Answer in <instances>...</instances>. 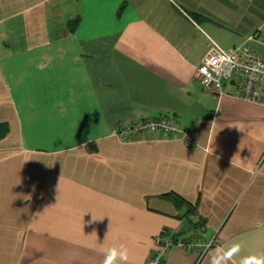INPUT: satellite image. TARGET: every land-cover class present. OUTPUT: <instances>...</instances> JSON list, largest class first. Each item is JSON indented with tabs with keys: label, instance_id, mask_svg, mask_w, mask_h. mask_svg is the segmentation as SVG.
Masks as SVG:
<instances>
[{
	"label": "crops",
	"instance_id": "crops-1",
	"mask_svg": "<svg viewBox=\"0 0 264 264\" xmlns=\"http://www.w3.org/2000/svg\"><path fill=\"white\" fill-rule=\"evenodd\" d=\"M263 22L264 0H0V264H104L120 246L148 264L163 229L216 241L163 264L264 260V106L195 78L210 40ZM158 116L194 144L116 136Z\"/></svg>",
	"mask_w": 264,
	"mask_h": 264
},
{
	"label": "built area",
	"instance_id": "built-area-1",
	"mask_svg": "<svg viewBox=\"0 0 264 264\" xmlns=\"http://www.w3.org/2000/svg\"><path fill=\"white\" fill-rule=\"evenodd\" d=\"M260 47L264 48V22L247 35L243 42L230 48H222L210 40L195 69V78L202 87L218 94L224 93L226 80H234L236 88L231 93L233 97L264 106V59L260 55ZM149 132H159L166 138L180 139L188 146L194 144V132L180 128L179 123L169 116L120 123L116 136L120 140L129 141L135 134ZM155 244L148 264H163L166 252L173 247H183L186 250L201 248L204 251L215 245L216 241L213 239L204 243L199 239L184 240L167 234L156 235Z\"/></svg>",
	"mask_w": 264,
	"mask_h": 264
},
{
	"label": "clouds",
	"instance_id": "clouds-1",
	"mask_svg": "<svg viewBox=\"0 0 264 264\" xmlns=\"http://www.w3.org/2000/svg\"><path fill=\"white\" fill-rule=\"evenodd\" d=\"M127 259V250L120 246L119 248L113 247L107 250L104 264H120V262ZM253 264H264V260L256 259Z\"/></svg>",
	"mask_w": 264,
	"mask_h": 264
},
{
	"label": "trees",
	"instance_id": "trees-1",
	"mask_svg": "<svg viewBox=\"0 0 264 264\" xmlns=\"http://www.w3.org/2000/svg\"><path fill=\"white\" fill-rule=\"evenodd\" d=\"M166 195L171 197V199L174 201V203L177 207L180 206L181 204L185 203L184 199L175 193H169ZM193 210H194V208H192L191 210H188V211H189V213H191ZM191 226L193 229H196V228L199 229V228H202L203 222L201 220H197L195 223H192ZM167 234H171L172 237H180L179 233H171L167 229H163L158 235H167Z\"/></svg>",
	"mask_w": 264,
	"mask_h": 264
}]
</instances>
